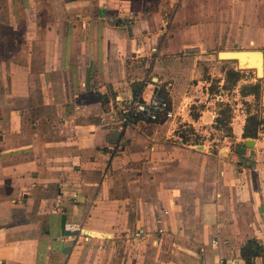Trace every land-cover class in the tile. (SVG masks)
<instances>
[{"label":"crops","instance_id":"crops-1","mask_svg":"<svg viewBox=\"0 0 264 264\" xmlns=\"http://www.w3.org/2000/svg\"><path fill=\"white\" fill-rule=\"evenodd\" d=\"M98 1L7 0L0 264H128L114 247H123L127 231L143 232L135 240L145 253L130 264H264L262 123L257 138L243 136L251 113L237 128L229 123L235 153L183 146L175 133L186 120L197 127L222 118L220 104L203 103L202 62L237 39L261 46L264 13L240 0H162L158 9L121 0L126 12ZM111 15L133 21L114 25ZM156 90L177 122H141L122 134L101 122L116 99H148ZM254 100L264 104V88ZM203 104L193 116V105ZM129 156L142 188L134 193L139 209L127 213ZM165 239L169 253L160 247Z\"/></svg>","mask_w":264,"mask_h":264},{"label":"rangeland","instance_id":"rangeland-1","mask_svg":"<svg viewBox=\"0 0 264 264\" xmlns=\"http://www.w3.org/2000/svg\"><path fill=\"white\" fill-rule=\"evenodd\" d=\"M126 1V0H125ZM108 3H105V5H108L110 9L113 10H119L126 12L125 10H120L121 6L124 5L121 0H107ZM162 0H146L144 5H147L148 9H154L159 8L158 5ZM166 3H168L167 0H165ZM231 4H235L236 2L231 0ZM240 2H247V3H254L255 7L258 10H261L264 13V0H240ZM94 3L97 5L99 1H95ZM229 3V2H228ZM116 4V5H114ZM230 4V5H231ZM245 4H243L244 6ZM83 6V1H82ZM94 7V6H93ZM117 7V8H116ZM130 7V6H128ZM141 7V3H140ZM260 7V8H259ZM7 0H0V74L3 71H6L7 73V63L2 64L1 62L6 60L7 61V31H5V24L7 23ZM246 12V10H245ZM247 13V12H246ZM97 16L95 13L91 14V22H95L94 18ZM129 17V19L125 20L123 16H120L119 18L113 17V15L109 16L107 18L108 22L114 25H118L119 22L125 20L127 23L130 21H133L132 16H125ZM247 17L242 20V23L245 24V20ZM264 22V16L261 17ZM169 21V20H168ZM241 22V19L239 20ZM240 24V23H239ZM3 26V28H2ZM169 27V25H168ZM167 34V37L169 34L166 32L165 36ZM234 41L231 46H220L216 50L211 51L206 54V56H210V60H206L202 62L201 65V78L207 81L205 87L208 88L206 91V95L203 98V103H213L211 104L210 108H214L216 103L220 104L221 106H218L219 112L221 113L222 119L224 120V123L221 127L216 124V122H213L210 126H197L194 127L192 124H190L187 120L186 122L180 121L181 124L178 125L176 128V132L178 134L177 136V143H180V145L183 146H192L199 150L198 147H207L208 153H213L214 151H228L231 153H235V136L233 134L234 128L232 127V133L230 130L229 123L235 124V128L239 127V125L242 124V121L251 113L252 115H255L257 117V120L259 123H262V133L264 134V104L261 102V100H257L256 102L252 96L246 97L244 95V89L245 87L254 86L257 85L259 87V91L261 94V91H263L264 88V79H259V74L254 69H242L238 66L237 61L234 60H224L219 57V54L225 53V52H248V51H261L264 52V43L261 46L255 47L250 46L249 48L242 44V42H239L238 39ZM17 55V53H16ZM234 69L235 71L242 74V78L237 86H235L233 89H225L224 86L226 84L227 80V73L229 70ZM225 81V82H224ZM229 82V81H228ZM231 85V82H229ZM230 85H227L228 88ZM200 91H202L200 87ZM222 94L223 100L219 101L217 100V97H219ZM215 103V104H214ZM207 104L201 105H193V107L190 109L192 110L191 113L193 116L197 115L199 113V108L201 107H208ZM110 105H108L102 112V116L105 113V111L108 110ZM217 109V110H218ZM257 114V115H256ZM101 116V122L103 123V117ZM180 119V118H179ZM215 119V118H214ZM192 144V145H189ZM128 147V146H126ZM124 147V149L126 148ZM113 153L121 151V148L113 147ZM118 154V153H117ZM130 157V156H129ZM131 158V157H130ZM132 158L128 161H126V164L124 165L129 173V175L125 176L126 179L132 180L130 182L131 186L127 188V191L130 192L129 196L131 197V204L133 203L134 207L128 208L127 213L132 212L134 210H137L139 208L137 207V200L140 198L139 196H136L134 193L139 194V188L137 187L140 184L139 182H142L141 179H138V176L134 175L137 174V170H132L131 165ZM134 162V161H133ZM115 167V166H114ZM115 173L116 171H112ZM113 176V175H112ZM144 177L143 175H141ZM109 178V177H108ZM146 178V177H145ZM136 185V186H135ZM142 188V187H140ZM143 189H147V187H143ZM141 193V192H140ZM134 195V196H133ZM148 193L146 190L143 194V199H145V202H149L147 200ZM143 202L145 206H148V203ZM151 210V208H150ZM133 212V213H134ZM126 213V211H125ZM133 215V214H132ZM135 231H127L124 233V245L123 247H120L118 244H115V255L122 254L124 257L123 263H133L130 258H136L140 257L141 255H145L143 250L140 248L142 247L141 242H137L135 240ZM134 235V236H133ZM120 240V239H119ZM146 240H143L144 243ZM168 240H163V244L161 247L162 251L169 253V245L167 246L166 242ZM116 242V241H115ZM162 243V241L159 242V245ZM104 246V245H102ZM123 252H125L123 254ZM128 252V253H127ZM127 253V255H126ZM109 262L115 263L111 258H109ZM136 263V262H134Z\"/></svg>","mask_w":264,"mask_h":264},{"label":"built area","instance_id":"built-area-1","mask_svg":"<svg viewBox=\"0 0 264 264\" xmlns=\"http://www.w3.org/2000/svg\"><path fill=\"white\" fill-rule=\"evenodd\" d=\"M217 100H223L222 94ZM178 113L174 111L169 99L156 90L148 98L135 97L132 99L118 98L112 102L107 111L103 114L105 125L122 134L129 127L138 125L141 122L158 123L161 120L177 122ZM217 124V123H216ZM218 126H222L218 124ZM67 231L75 233L79 228L74 224L66 225ZM140 231L135 235L136 239L143 237ZM213 244L217 245L218 241L213 240ZM230 262L224 258H219L215 262H206L202 264H229ZM234 261H232V264Z\"/></svg>","mask_w":264,"mask_h":264},{"label":"trees","instance_id":"trees-1","mask_svg":"<svg viewBox=\"0 0 264 264\" xmlns=\"http://www.w3.org/2000/svg\"><path fill=\"white\" fill-rule=\"evenodd\" d=\"M241 78H242V74L241 73L235 71L234 69L229 70L228 73H227V80H226V84H225L224 88L225 89H229V90L233 89L234 86H236L237 83L241 80ZM228 81L231 82V85L229 84ZM227 85H230V87L228 88ZM244 95H247V96L248 95H254L256 98H258L260 96L259 87L257 85L245 87ZM136 97H139V96H136ZM161 121H164V120H161ZM216 123L220 124V125H223L225 122L219 116L216 119ZM259 125H260V123L258 122L257 117L255 115L249 116V118L247 119V123H246V127H245V130H244V135L243 136L245 138H257Z\"/></svg>","mask_w":264,"mask_h":264},{"label":"water","instance_id":"water-1","mask_svg":"<svg viewBox=\"0 0 264 264\" xmlns=\"http://www.w3.org/2000/svg\"><path fill=\"white\" fill-rule=\"evenodd\" d=\"M229 54L230 56L228 58H223L224 55ZM252 55H258V60L256 62L251 61L250 56ZM219 57L224 60H234L237 61V64L240 68L242 67H248V68H242V69H254L259 73V67L261 66L263 69V58L264 55L262 52H225L219 54ZM242 149V146L240 145V150Z\"/></svg>","mask_w":264,"mask_h":264},{"label":"bare ground","instance_id":"bare-ground-1","mask_svg":"<svg viewBox=\"0 0 264 264\" xmlns=\"http://www.w3.org/2000/svg\"><path fill=\"white\" fill-rule=\"evenodd\" d=\"M230 55L229 54H226V55H224V57L223 58H228ZM250 60L251 61H253V62H256L257 60H258V55H252V56H250ZM256 64H257V62H256ZM242 68H248V67H242ZM259 76H262V74H263V69H262V67L260 66L259 67ZM200 149H203V147H199Z\"/></svg>","mask_w":264,"mask_h":264}]
</instances>
